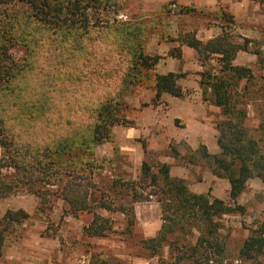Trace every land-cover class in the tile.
Wrapping results in <instances>:
<instances>
[{"label":"trees","instance_id":"trees-1","mask_svg":"<svg viewBox=\"0 0 264 264\" xmlns=\"http://www.w3.org/2000/svg\"><path fill=\"white\" fill-rule=\"evenodd\" d=\"M124 1L0 0V147L4 152L0 167H11L16 173L8 179L0 176V198L20 185L39 196L48 195L43 187L64 181L59 193L70 211L91 210L92 173L103 166L93 157L94 147L110 138L112 126L129 122L118 114L122 86L127 81L150 86L157 99L163 94L183 95L178 80L186 73L157 72L161 57L144 50L142 24L115 18ZM108 37L109 50L92 58L87 46L93 39ZM177 41L196 51L204 68L199 85L223 115L217 124L219 152L211 154L201 145V156L214 175L229 182V203L191 192L184 179L170 176L168 164L146 159L137 180H114L112 187L118 192V186L123 198L130 196L132 203L149 195L157 197L162 224L155 236L142 241L146 249L157 255L167 243L176 252L175 263L189 258L199 263L202 248L220 250L216 218L244 212L238 197L247 189L248 180L259 178L264 191V74L257 80L250 67L234 63L240 50H249L251 39L238 43L222 29L207 41L197 38L194 31L181 33ZM17 47L24 48L23 56L14 55ZM213 56H217V73L209 63ZM65 65L82 66L81 72L62 70ZM43 71H50L45 73L46 83L41 80ZM74 79L76 98L63 95L62 86L67 88ZM54 91L59 92L60 100L55 99ZM75 100L80 111L86 110L84 114L60 112V104L75 107ZM250 105L259 119L252 133L246 125ZM101 206L106 205L102 202ZM119 210L132 225L133 206L121 204ZM93 215L85 233L106 235L112 228L109 218L97 212ZM28 217L22 208L5 211L0 218V256L7 234ZM186 224L199 232L194 244L176 237ZM262 257L264 218L239 249V258L251 264H262Z\"/></svg>","mask_w":264,"mask_h":264},{"label":"rangeland","instance_id":"rangeland-1","mask_svg":"<svg viewBox=\"0 0 264 264\" xmlns=\"http://www.w3.org/2000/svg\"><path fill=\"white\" fill-rule=\"evenodd\" d=\"M153 1L125 0L123 8L115 14L117 20L142 24L143 47L148 54H157L147 51V45L152 37H156L158 44L177 42L178 45L171 48L169 55L173 56L171 53H174L179 54L174 57H179L181 46L184 45H180L177 41L181 33L194 31L196 36L199 35L197 38L207 41L219 35L223 29L224 32L231 33L238 43H243L244 38L252 40L248 51L240 50L236 54L234 63L250 67L257 80L264 74V0H253L254 9L252 10L255 11L256 20L252 23L237 21L230 0L217 1V6L213 9L184 2L177 3L175 0H164L160 4ZM186 7L195 10L194 12L188 11ZM212 28L215 29L212 30ZM209 31H213L212 35ZM94 37L95 34L92 35V38ZM104 40L93 39L92 43L87 46L92 58L95 53L99 54L109 50V37L108 40ZM13 53L16 57H21L25 50L17 47ZM159 56L161 58L156 71L162 59V56ZM209 63L212 66V72L217 73V56H213ZM81 67L65 65L62 70L80 73ZM203 69L202 66L201 71ZM45 73L47 75L50 71L42 72L41 80L46 83L48 81ZM185 73L188 75L194 72ZM186 75L178 80V84L181 87L184 86L187 92L200 91L203 98L211 102L210 94H203L199 85L200 78L196 84L190 79L186 81ZM50 78V76L47 77L48 80ZM53 80L54 78L51 79ZM67 85V88L62 86L63 95L72 94L76 98L75 79ZM152 89L150 86L127 81L118 92V98L121 101L118 114L129 122L112 126L110 138L94 147L93 157L98 162H102L103 166L94 169L92 173V181L95 185L88 198L91 210L76 213L70 211L69 204L59 193L64 181L57 185L43 187L49 191L48 195L39 196L29 192L26 186L20 185L9 195L0 198V218L7 209L22 208L29 213V217L23 223L15 225L14 229L7 234L1 249L0 264H251L250 261L239 258V249L252 230L264 218L263 184L257 177L248 180L247 189L238 197V203L245 207L244 212L226 213L216 218L220 224L216 232L220 250L207 246L205 250L202 248L198 252L199 263L193 261L192 258L175 263L176 252L171 251L167 243L157 255H153L143 246L142 241L155 236L161 228L162 210L157 197L149 195L145 200L132 203L130 196L123 198L118 186H116L118 192L112 187L114 180H137L143 160L168 164L172 177H177L171 174V167L174 164L185 167L189 180H184L188 188V182L191 185L196 181L201 182L203 187L206 184L209 185L207 191L202 194H207L211 199L215 197L222 199L226 203L230 200L229 190L225 187L227 179L217 177L211 172L206 160L201 156V145L196 150H192L184 141L177 144L173 140H168L167 146L162 142L158 148H153L152 143H149L150 139L148 141L150 134L139 127L136 132L138 136L134 137L127 147L123 146V127L132 128L135 123L129 117L135 112L127 97L142 96L143 100L140 101L143 102L147 98L146 90ZM54 97L60 100L59 92L57 94L54 91ZM158 99L155 98L152 103ZM75 102L76 106L70 108L68 105L60 104V112L73 110L74 114L77 110L84 114L86 110L80 111L78 101L75 100ZM216 107L218 111L215 113L214 127L217 135V124L223 119V115L220 107ZM78 114L80 113H76ZM258 122L256 109L250 105L246 125L251 133L257 127ZM161 134L167 133L162 132ZM180 151H184V154L181 155ZM176 153L178 156H175ZM3 156L4 152L0 147V159ZM15 175L13 168L0 167L1 177L8 179ZM211 175L219 179L218 185L213 182L208 183L207 179H210ZM146 194L148 195L147 192L143 193V195ZM102 202L106 206H101ZM121 204L133 206L135 217L132 225L128 224V216L119 210ZM94 212L108 217L111 222L112 228L104 236H89L84 231V227L92 221ZM198 235V230L192 224H186L185 228L176 232V237L180 242L190 244L195 243ZM261 260L264 264L263 257Z\"/></svg>","mask_w":264,"mask_h":264},{"label":"crops","instance_id":"crops-1","mask_svg":"<svg viewBox=\"0 0 264 264\" xmlns=\"http://www.w3.org/2000/svg\"><path fill=\"white\" fill-rule=\"evenodd\" d=\"M163 1L154 0L153 2L160 4ZM175 1L177 3L184 2L206 9H213L217 6V1L219 0ZM230 2L233 5L232 8L236 14L237 21L252 23L256 20L255 11L252 10L254 9L253 0H230ZM158 4L156 3L155 5L157 6ZM243 13L244 15H242ZM214 29L212 28V30ZM211 32L213 31H209V33ZM197 36L199 35L197 34ZM177 45V42L158 44L156 37H152L147 45V51L162 56L157 69L159 73H185L192 71L194 72L193 74L186 75V81L190 79L191 82L195 81L197 84L200 78L198 73L201 71L202 66L197 59L195 50L183 45L181 46V55L179 57L170 56L169 51ZM182 89L183 95L181 97L163 94L154 103L152 102L156 98V92L153 89L146 90L147 98L143 102L140 101L143 100L142 96L127 97L133 112H135L129 117L135 123L132 128L123 127V146L127 147L128 143H132L134 137L138 136L136 132L139 130V127H142V130L150 134V137L148 136L149 138H147L148 141L150 139L149 143H152L151 147L153 148H158L162 142L167 146V143L173 140L177 144L181 141L186 142L192 150H196L200 145H204L209 153H218L219 147L214 127V117L218 111L217 107L209 100L203 98L200 91L187 92L184 86ZM162 132H166L167 134H161ZM180 153L182 155L184 151H180ZM171 174L189 180V177H187L188 171H186L185 167L175 166L174 164L171 167ZM209 178L207 179L208 183L219 184V179H216L214 175H211ZM188 186L193 192L205 193L209 185L206 184L203 187L201 182L196 181L193 185L188 182ZM225 187L229 190V182L225 184Z\"/></svg>","mask_w":264,"mask_h":264}]
</instances>
